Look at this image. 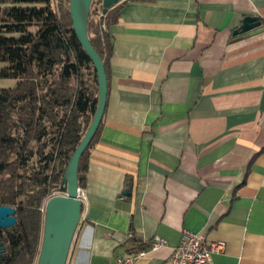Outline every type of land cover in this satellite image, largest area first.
<instances>
[{
    "label": "crops",
    "instance_id": "1",
    "mask_svg": "<svg viewBox=\"0 0 264 264\" xmlns=\"http://www.w3.org/2000/svg\"><path fill=\"white\" fill-rule=\"evenodd\" d=\"M117 6L66 264H117L130 235L135 264H169L184 229L225 244L211 264H264V0ZM247 16L260 26L233 35Z\"/></svg>",
    "mask_w": 264,
    "mask_h": 264
},
{
    "label": "trees",
    "instance_id": "2",
    "mask_svg": "<svg viewBox=\"0 0 264 264\" xmlns=\"http://www.w3.org/2000/svg\"><path fill=\"white\" fill-rule=\"evenodd\" d=\"M117 19V5L101 15V0L92 1L88 38L107 84ZM0 64V79L15 80L0 89V206L16 219L0 229V264H35L45 203L59 193L97 105L96 74L71 29L68 0H0ZM95 137L79 160L80 188ZM126 245L131 253L145 247L131 235Z\"/></svg>",
    "mask_w": 264,
    "mask_h": 264
},
{
    "label": "water",
    "instance_id": "3",
    "mask_svg": "<svg viewBox=\"0 0 264 264\" xmlns=\"http://www.w3.org/2000/svg\"><path fill=\"white\" fill-rule=\"evenodd\" d=\"M65 2L66 0H58ZM93 0H68L71 29L87 57L92 63L97 78V105L93 118L79 145L73 152L65 168L60 195L49 198L44 206L42 237L35 264H66L69 249L76 228L81 220L82 202L77 198L79 160L94 137L106 105L107 78L104 64L93 49L88 38V19ZM123 0H101V15ZM260 26L258 18L244 17L239 30L233 35L247 33ZM127 191L123 194L127 195ZM16 224L14 210L0 206V229H8ZM5 252L0 243V255Z\"/></svg>",
    "mask_w": 264,
    "mask_h": 264
},
{
    "label": "built area",
    "instance_id": "4",
    "mask_svg": "<svg viewBox=\"0 0 264 264\" xmlns=\"http://www.w3.org/2000/svg\"><path fill=\"white\" fill-rule=\"evenodd\" d=\"M58 194H53L51 197ZM50 197V198H51ZM77 198L83 203L85 194L82 188L78 187ZM44 210V209H43ZM130 237V236H129ZM166 242L159 237H154L149 243V250L156 251L164 247ZM225 244L223 242L207 243L204 234L182 230L180 240L169 256V264H211L213 254L223 253ZM146 250H139L130 253L125 257L116 258L117 264H135L136 260L145 256Z\"/></svg>",
    "mask_w": 264,
    "mask_h": 264
},
{
    "label": "rangeland",
    "instance_id": "5",
    "mask_svg": "<svg viewBox=\"0 0 264 264\" xmlns=\"http://www.w3.org/2000/svg\"><path fill=\"white\" fill-rule=\"evenodd\" d=\"M94 1H97L98 2L99 0H94ZM95 5H98V3H95ZM1 66L2 65L0 64V67ZM14 84H15V80H13V79H0V89L13 87ZM60 194L61 193L59 191L58 195H60Z\"/></svg>",
    "mask_w": 264,
    "mask_h": 264
}]
</instances>
